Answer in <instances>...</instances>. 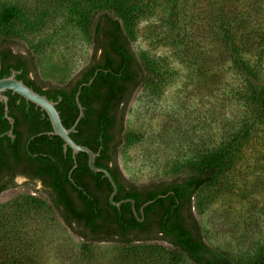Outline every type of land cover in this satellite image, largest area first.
<instances>
[{
    "label": "rangeland",
    "instance_id": "1",
    "mask_svg": "<svg viewBox=\"0 0 264 264\" xmlns=\"http://www.w3.org/2000/svg\"><path fill=\"white\" fill-rule=\"evenodd\" d=\"M236 1L245 19L254 10ZM258 13L264 24V0ZM86 0H0L17 5L36 31L22 30L21 45L32 53L41 80L62 85L85 67L92 45L80 27ZM219 0H144L132 48L156 66L155 85L136 91L124 118L129 140L118 148L123 176L137 185L171 179L177 169L220 150L244 134L257 112L244 100L242 74L221 42ZM238 3V4H237ZM261 52L246 55L264 84ZM38 182L17 178L0 194V264H192L174 263L162 241L130 248L107 242L84 248L49 205ZM194 215L205 241L246 263L264 252V122L244 140L232 167L194 199Z\"/></svg>",
    "mask_w": 264,
    "mask_h": 264
},
{
    "label": "trees",
    "instance_id": "2",
    "mask_svg": "<svg viewBox=\"0 0 264 264\" xmlns=\"http://www.w3.org/2000/svg\"><path fill=\"white\" fill-rule=\"evenodd\" d=\"M143 1L86 0L80 27L93 52L89 63L62 85L40 79L34 56L20 42L22 30L36 31L42 20H31L17 5L0 8V79L15 73L31 89L57 102L67 129L79 116L76 97L80 92L84 116L71 137L99 153L95 166L105 168L119 189L114 201L134 200L137 216L129 202L113 206L109 198L114 188L108 178L90 169L85 153L74 157L64 141L51 134L50 120L40 108L10 91L5 94L12 123L6 117L5 104L0 102V194L15 184L17 175H26L31 182L41 181L50 207L84 241V248L107 242L130 248L135 243L162 241L174 263L264 264V252L254 261L242 263L209 245L193 212L194 199L233 166L243 141L264 122V84L257 67L246 58L252 51L264 50V24L256 21V17L262 19L258 13L261 4L245 0L250 10L258 6L257 12L240 19L232 10L240 0L217 3L221 42L245 76L242 95L257 112L256 120L220 150L177 169L171 179L137 185L123 176L117 156L120 145L129 140L123 135V126L130 99L137 90L155 85L158 76L156 66L140 60L132 48Z\"/></svg>",
    "mask_w": 264,
    "mask_h": 264
},
{
    "label": "water",
    "instance_id": "3",
    "mask_svg": "<svg viewBox=\"0 0 264 264\" xmlns=\"http://www.w3.org/2000/svg\"><path fill=\"white\" fill-rule=\"evenodd\" d=\"M85 85H87V84H84V86ZM8 91H10L14 94H18L19 96L24 98L29 103H32L35 106H37L38 108H40L48 116V118L50 120V123L52 125V129H53L51 134L53 136H57V137L61 138L64 141L65 148L66 149L70 148L73 151L74 157L76 155H78L79 153H85L89 158L88 164H89L90 169L95 173H103L108 178V180L110 181V183L112 184V186L114 188V191L112 192V194L109 198L110 203L115 207H119L121 204L129 202L133 205L134 213L137 216L136 206H135L134 200L128 199V200H123L120 202L114 201V198L117 196L119 189H118V186L115 183L113 177L105 168H100V167L95 166V161H96V158L99 156V153L96 154L89 147L78 144L71 137L72 134L77 132V127H78L81 119L84 116V108L81 105L80 99H79L80 92H78L77 97H76V102L78 104L79 111H80L79 116H78L77 120L75 121L74 125L70 129H67L62 122V118H61L59 111L57 110L58 103L49 100L46 96H43V95L37 93L36 91H34L33 89H31L23 81L18 80L16 78L15 73H13L12 76H10L8 78L0 79V102H3L5 104V114H6L7 119L11 123H12V119L8 116V110H9V108H8V97L5 94ZM141 212H143V208L141 209ZM141 221H143V219H141Z\"/></svg>",
    "mask_w": 264,
    "mask_h": 264
},
{
    "label": "flooded vegetation",
    "instance_id": "4",
    "mask_svg": "<svg viewBox=\"0 0 264 264\" xmlns=\"http://www.w3.org/2000/svg\"><path fill=\"white\" fill-rule=\"evenodd\" d=\"M19 177L24 178V179L30 181V179L26 175H17V176H15L14 180L16 181L17 178H19ZM7 180H8V177H6L5 179H3V182H6ZM37 182L42 185L41 181H37ZM1 185H2V183L0 184V186Z\"/></svg>",
    "mask_w": 264,
    "mask_h": 264
}]
</instances>
